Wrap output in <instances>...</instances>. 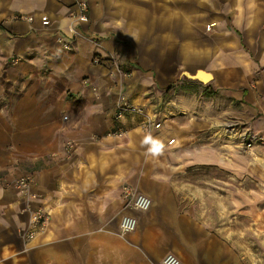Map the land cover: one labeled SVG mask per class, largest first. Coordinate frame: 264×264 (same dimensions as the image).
<instances>
[{"label": "crops", "instance_id": "crops-1", "mask_svg": "<svg viewBox=\"0 0 264 264\" xmlns=\"http://www.w3.org/2000/svg\"><path fill=\"white\" fill-rule=\"evenodd\" d=\"M86 2L88 19L77 22L73 0H0V264H159L169 252L180 264H250L225 226L182 207L175 176L247 171L208 139L232 110L264 137V0ZM40 14L50 18L45 29ZM72 25L62 49L56 37ZM95 56L116 57L130 74L109 75ZM199 72L206 82L191 77ZM121 93L160 127L147 134L129 119L125 137L107 134ZM149 136L164 144L160 154L144 143ZM22 174L34 203L51 209L28 242L13 185ZM122 184L148 195L150 207H128ZM123 212L137 220L126 234Z\"/></svg>", "mask_w": 264, "mask_h": 264}, {"label": "rangeland", "instance_id": "rangeland-1", "mask_svg": "<svg viewBox=\"0 0 264 264\" xmlns=\"http://www.w3.org/2000/svg\"><path fill=\"white\" fill-rule=\"evenodd\" d=\"M44 94L40 93L41 101H46ZM58 95L51 91L50 100ZM236 113L232 110L224 124L212 128L208 142L214 150L241 160L247 171L239 172L238 167L231 172L214 167L188 169L175 176L176 192L184 209L194 211L211 225L225 226L250 264H264V144L247 149L240 133L253 130L245 129Z\"/></svg>", "mask_w": 264, "mask_h": 264}, {"label": "built area", "instance_id": "built-area-1", "mask_svg": "<svg viewBox=\"0 0 264 264\" xmlns=\"http://www.w3.org/2000/svg\"><path fill=\"white\" fill-rule=\"evenodd\" d=\"M74 10L71 12L74 20L77 22H84L88 19L87 9L88 4L86 0H73ZM25 19L28 22L33 21V16H27ZM39 20L43 28H47L50 23V18L47 14H40ZM206 25V28H209ZM77 33V29L72 25L68 31H64L62 34L57 35L56 41L60 44L62 49H70L72 40ZM91 62L93 64H101L102 62H108V74L111 76L118 75L125 78L130 74L129 70L122 67L119 60L114 56L102 59L100 57H93ZM85 82L86 80L83 79ZM93 92H96V87L90 85ZM64 120L67 119V115H63ZM129 119H135V125L139 127L143 132L152 134L153 130L160 127V121H155L148 113L144 110L142 105L136 104L131 101L124 93L117 96L115 108L113 111V120L115 125L110 128L107 134L116 137H125L128 129L127 124ZM134 122V121H133ZM242 142L245 144L247 149H252L255 145L264 144V137L258 135L253 131H242L240 133ZM174 138H170L168 143H172ZM73 147L72 140H67L64 144V151L66 154L71 153ZM13 185L19 192L23 200V211L28 213V224L27 227L22 230L21 238L24 242L30 241L36 234L43 231L49 223L51 209L44 204H35L34 199L37 194L31 190V177L29 174H22L13 179ZM121 192L126 201V205L130 208L137 210H147L151 205V198L137 191L134 187L127 184L121 185ZM136 217L130 213L123 212L119 221V232L120 234H126L131 232L136 227ZM159 264H180L179 258L173 253H166Z\"/></svg>", "mask_w": 264, "mask_h": 264}, {"label": "clouds", "instance_id": "clouds-1", "mask_svg": "<svg viewBox=\"0 0 264 264\" xmlns=\"http://www.w3.org/2000/svg\"><path fill=\"white\" fill-rule=\"evenodd\" d=\"M144 143H150L149 151L154 155L160 154L164 148V144L159 139H154L151 136L147 137Z\"/></svg>", "mask_w": 264, "mask_h": 264}, {"label": "water", "instance_id": "water-1", "mask_svg": "<svg viewBox=\"0 0 264 264\" xmlns=\"http://www.w3.org/2000/svg\"><path fill=\"white\" fill-rule=\"evenodd\" d=\"M207 76L208 75L206 73H204V72H199L197 74L191 75V77L197 78V79H199V80H201L203 82H206L208 80Z\"/></svg>", "mask_w": 264, "mask_h": 264}, {"label": "trees", "instance_id": "trees-1", "mask_svg": "<svg viewBox=\"0 0 264 264\" xmlns=\"http://www.w3.org/2000/svg\"><path fill=\"white\" fill-rule=\"evenodd\" d=\"M172 85H170V87H171ZM204 94H206V95H211L212 94V91H207L206 89H204Z\"/></svg>", "mask_w": 264, "mask_h": 264}, {"label": "bare ground", "instance_id": "bare-ground-1", "mask_svg": "<svg viewBox=\"0 0 264 264\" xmlns=\"http://www.w3.org/2000/svg\"><path fill=\"white\" fill-rule=\"evenodd\" d=\"M232 131V130H231Z\"/></svg>", "mask_w": 264, "mask_h": 264}]
</instances>
